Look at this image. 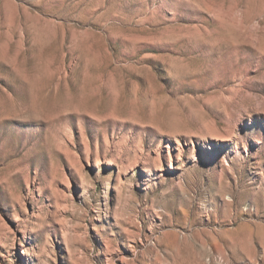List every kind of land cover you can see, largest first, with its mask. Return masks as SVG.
Returning <instances> with one entry per match:
<instances>
[{
  "label": "rangeland",
  "instance_id": "1",
  "mask_svg": "<svg viewBox=\"0 0 264 264\" xmlns=\"http://www.w3.org/2000/svg\"><path fill=\"white\" fill-rule=\"evenodd\" d=\"M0 264H264V0H0Z\"/></svg>",
  "mask_w": 264,
  "mask_h": 264
}]
</instances>
